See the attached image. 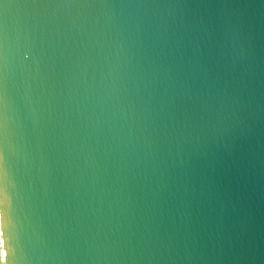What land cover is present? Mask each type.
I'll list each match as a JSON object with an SVG mask.
<instances>
[{
	"label": "water",
	"instance_id": "1",
	"mask_svg": "<svg viewBox=\"0 0 264 264\" xmlns=\"http://www.w3.org/2000/svg\"><path fill=\"white\" fill-rule=\"evenodd\" d=\"M0 264H264V0H6Z\"/></svg>",
	"mask_w": 264,
	"mask_h": 264
},
{
	"label": "snow or ice",
	"instance_id": "2",
	"mask_svg": "<svg viewBox=\"0 0 264 264\" xmlns=\"http://www.w3.org/2000/svg\"><path fill=\"white\" fill-rule=\"evenodd\" d=\"M6 4V0H0V7L4 6ZM3 157L0 155V164H2ZM3 172L2 166H0V173Z\"/></svg>",
	"mask_w": 264,
	"mask_h": 264
}]
</instances>
